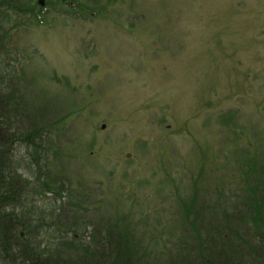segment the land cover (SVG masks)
I'll return each instance as SVG.
<instances>
[{"label":"rangeland","instance_id":"374dc122","mask_svg":"<svg viewBox=\"0 0 264 264\" xmlns=\"http://www.w3.org/2000/svg\"><path fill=\"white\" fill-rule=\"evenodd\" d=\"M48 1L29 20L7 12L2 27H17L22 58L1 55L32 121L48 124V177L69 178L100 219H132L138 237H157L158 251L174 250L181 207L193 198L206 220L234 212L236 239L248 160L264 171V0H96L89 4L101 8L85 18ZM63 1L56 7L73 4ZM33 150L13 144L12 161L39 185ZM31 205L39 218L59 197L45 190L26 197ZM40 233L41 245L57 235L48 226Z\"/></svg>","mask_w":264,"mask_h":264},{"label":"trees","instance_id":"16d2710c","mask_svg":"<svg viewBox=\"0 0 264 264\" xmlns=\"http://www.w3.org/2000/svg\"><path fill=\"white\" fill-rule=\"evenodd\" d=\"M24 1L0 0V264H264V171L262 168L256 170L254 161L248 160L247 173L242 179L244 184L240 185L241 191L244 189L247 195L243 213L235 214L243 221L242 232L234 234L236 239L231 235L233 231L229 223L234 212L226 209L211 212L207 215V220L211 221H207L206 216L194 209L193 198L181 207V239L173 244L174 250L164 243L163 251L151 246L150 241H156L157 237L144 239L135 234L132 219L123 220L120 213L100 219L95 209L83 207L79 200L82 195L74 193V196L69 178H57L58 182H55V177H48L47 151L50 148L43 147L41 141L48 124L39 125L32 121V109L25 101V95L17 86L10 87L14 75L11 78L6 67L1 68L2 53L5 59L10 52L15 53L19 57L18 65L22 58L13 38L17 27L3 30L4 16L11 10L26 13L29 20L32 15L38 17L46 8L39 3L31 4V0ZM71 1L73 4L64 10L55 5L61 6L63 0H49L45 4L58 13L83 18L90 12L96 14V9L101 8L89 4L96 0ZM25 59L29 61L27 57ZM224 116L226 114L221 117L228 118ZM67 118L65 114L58 123ZM17 142L33 147L34 162L42 171L38 176L39 185H30L18 172L19 165L14 166L12 148ZM45 190L57 193L58 208L47 213L43 211L34 219L33 213H37V209L34 205L25 206L26 197L30 195L34 199ZM79 210L83 212L79 213ZM45 214L51 219L48 224L44 220ZM126 215L132 216L130 212ZM213 219L227 221L221 226L220 221L214 223ZM47 226L57 235L50 237L46 245H41L40 232ZM223 228L226 231H222Z\"/></svg>","mask_w":264,"mask_h":264},{"label":"water","instance_id":"95a60500","mask_svg":"<svg viewBox=\"0 0 264 264\" xmlns=\"http://www.w3.org/2000/svg\"><path fill=\"white\" fill-rule=\"evenodd\" d=\"M38 3L40 4V5H43L44 4V0H38ZM104 126V125H103Z\"/></svg>","mask_w":264,"mask_h":264}]
</instances>
